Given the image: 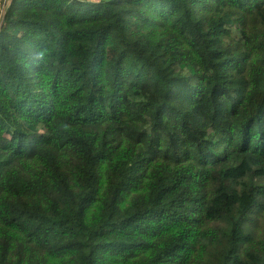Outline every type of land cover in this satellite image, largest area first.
<instances>
[{
    "label": "trees",
    "instance_id": "obj_1",
    "mask_svg": "<svg viewBox=\"0 0 264 264\" xmlns=\"http://www.w3.org/2000/svg\"><path fill=\"white\" fill-rule=\"evenodd\" d=\"M0 264H264V0H10Z\"/></svg>",
    "mask_w": 264,
    "mask_h": 264
},
{
    "label": "built area",
    "instance_id": "obj_2",
    "mask_svg": "<svg viewBox=\"0 0 264 264\" xmlns=\"http://www.w3.org/2000/svg\"><path fill=\"white\" fill-rule=\"evenodd\" d=\"M10 0H0V16L4 12L7 4L9 3ZM87 1H92V0H87Z\"/></svg>",
    "mask_w": 264,
    "mask_h": 264
},
{
    "label": "rangeland",
    "instance_id": "obj_3",
    "mask_svg": "<svg viewBox=\"0 0 264 264\" xmlns=\"http://www.w3.org/2000/svg\"><path fill=\"white\" fill-rule=\"evenodd\" d=\"M96 0H92L91 2H95Z\"/></svg>",
    "mask_w": 264,
    "mask_h": 264
}]
</instances>
